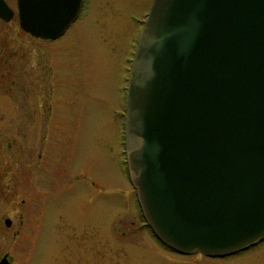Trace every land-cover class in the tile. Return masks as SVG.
<instances>
[{"label":"water","instance_id":"obj_1","mask_svg":"<svg viewBox=\"0 0 264 264\" xmlns=\"http://www.w3.org/2000/svg\"><path fill=\"white\" fill-rule=\"evenodd\" d=\"M80 1L16 0L19 26L56 39ZM131 71L125 157L154 235L209 257L263 240L264 0H153Z\"/></svg>","mask_w":264,"mask_h":264},{"label":"rangeland","instance_id":"obj_2","mask_svg":"<svg viewBox=\"0 0 264 264\" xmlns=\"http://www.w3.org/2000/svg\"><path fill=\"white\" fill-rule=\"evenodd\" d=\"M5 1L14 15L0 19V214L13 201L23 220L12 244L0 238V254L13 264H264V239L187 255L141 226L123 117L149 0H89L53 40L23 31L16 0Z\"/></svg>","mask_w":264,"mask_h":264},{"label":"flooded vegetation","instance_id":"obj_3","mask_svg":"<svg viewBox=\"0 0 264 264\" xmlns=\"http://www.w3.org/2000/svg\"><path fill=\"white\" fill-rule=\"evenodd\" d=\"M152 2H153V0H149L148 9L146 10V13L144 14V19H142V20L137 19L136 20L137 23L141 21L140 22L141 23V29H140V32L138 34L137 42H138L139 36L141 34V31H142V28H143V25H144V22H145V19L147 17V13H148V11L150 9V6H151ZM88 7H89V0H81L80 1L79 8H78L77 12L74 14V16L72 17V19L69 21V24H68L66 30L68 28L72 27L75 24V22H77L79 20V18L85 14V12L87 11V8ZM124 110H125V105H124ZM122 115H123V113L120 114L121 117H122ZM123 122H124V117H123ZM123 138H124V135H123ZM124 156H125V152H124ZM133 191H134V194H135V189ZM135 198H136V194H135ZM136 203H137V214H138V218L141 221H144V222H141V224H142L141 226L142 227L146 226L148 228V230H149V233L152 236H154L155 239H157V237L152 232L151 228L147 225V223H146V221H145V219L143 217L142 211L140 209V206H139V204L137 202V199H136ZM15 209H16V203H14L13 201H9L8 200L6 209L4 210V212L2 214H0V238H3V239L5 238L4 240H8L9 239V244H12L13 243L14 238L16 237V235L19 232V226L22 224L21 222L23 220L21 218V215H19L20 218H18V220L15 221L16 220ZM6 232L8 233V235H6ZM157 240L163 246V248L173 250L172 248H170V247L164 245L163 243H161L159 241V239H157ZM174 252H176V251L174 250ZM1 260L2 261H6L7 260L10 264H13L14 263L13 255L10 253L9 250H6V251H4V252H2L0 254V261Z\"/></svg>","mask_w":264,"mask_h":264}]
</instances>
